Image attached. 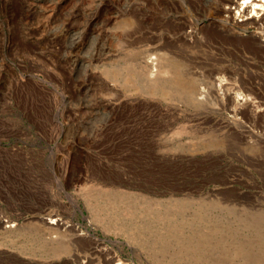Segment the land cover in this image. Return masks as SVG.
<instances>
[{
	"label": "rangeland",
	"instance_id": "1",
	"mask_svg": "<svg viewBox=\"0 0 264 264\" xmlns=\"http://www.w3.org/2000/svg\"><path fill=\"white\" fill-rule=\"evenodd\" d=\"M214 1L163 4V11L171 5L178 15L174 31L185 27L187 16L193 22L198 18L200 33L206 35L191 42L171 41L168 50L197 82L213 80L221 70L224 81L236 79L260 100L264 48L251 33L255 27L239 33L228 30L222 20L216 26L207 17L215 11ZM15 2L0 0L1 211L23 227L39 214H58L84 232L65 230L69 240L57 252L36 233L15 234L12 240L2 234L0 264H228L233 256L235 262H250L249 256L240 259L264 233V145L228 151L224 146L232 138L218 124L228 119L225 109H205L173 89L168 97L152 94L134 81L129 55L146 76L160 67L158 62L156 69L148 68L139 58L143 51H154L155 0H66L61 7L56 0H23L17 10ZM74 7L81 11L80 22L93 17L83 38L86 52L123 53L94 61L93 76L100 80L90 89L81 86L85 68H79L75 87L68 92L72 101L109 99L112 105L89 109L83 121L69 123L62 112L63 88L51 77V66L46 68L42 50L24 49L22 42L35 40L44 46V33L60 29ZM243 116L264 129L263 111L245 108ZM58 179L69 183L66 190ZM115 188L128 192L130 202L110 198L106 191ZM76 236L89 239L78 241ZM239 245L245 250L237 249ZM226 254L230 261L223 260Z\"/></svg>",
	"mask_w": 264,
	"mask_h": 264
},
{
	"label": "bare ground",
	"instance_id": "2",
	"mask_svg": "<svg viewBox=\"0 0 264 264\" xmlns=\"http://www.w3.org/2000/svg\"><path fill=\"white\" fill-rule=\"evenodd\" d=\"M15 1H16L15 2L16 10H17L20 3L23 0H15ZM65 1L66 0H56L57 6L61 7ZM182 1L186 2V0H182ZM155 2H156V10H155L154 27H153L154 28V30H153V40H154L153 48H154L155 53L157 54L156 56L158 58V62H159L160 67H159V70L157 72H155L153 70H148L149 72H148V75L146 76L145 72L143 70V67L139 68L137 66V63L134 62V60H133L135 58H133V56L129 55L128 56L130 59L128 62L129 69H130L129 73L132 76V78L134 79V81L138 82V84L141 86V89H145V90L148 89V91L152 94L161 93V94H165L164 97H168L170 95V93L172 92V89H173V90L178 91V93L181 97H184L186 100L192 102L195 105L204 106L205 109H211V110L225 109L229 113L228 119L224 120L223 122H219L218 124L223 129V132H225V134H227L229 137L232 138V140H230L231 144L227 145V143H226L224 146V147H226V149L228 151H249L257 143L264 145V129L262 130L261 128L257 127L253 122L245 119V117L243 116V110L245 108L249 109L252 113H256V114L259 111L264 112V96L260 100L256 99V96H254L251 93V90H249L250 88L249 89L243 88L237 82L236 79L231 80V78H229L231 81L229 79H228L229 80L228 82L224 81L223 71L221 72V70L217 71V73L213 75V80H209V81L208 80H202L203 83L197 82V79H195V77L193 78L191 76H187V74L185 73L184 67H183V65H185V64L182 65V63L177 60L175 55L173 56L172 53L169 52V50H171V49L168 50V48L170 47V45L168 47V44L171 41L177 42V41L182 40V39H186V40L191 42L193 39H195V37H196V39H201L200 37L203 35V33L201 34L200 30H199V25L201 24V21L197 18V21L193 22V21H190L189 19L187 20V16H186L185 27L184 28L180 27L179 30L174 31V29L172 28V23L178 15L176 13H174V11L171 12L172 11L171 9H173V8H171L173 0H155ZM164 2H166V3H164ZM163 4H168V5L171 4V5L169 7L166 6L165 11H163L164 10ZM25 6H27V5H25ZM102 6H103V4L101 3L100 9L102 8ZM207 6H209V5H207ZM212 6L215 7V11L213 13H211V15L207 16L209 18L210 22L215 23L219 20H222L224 22L223 26H226V28L228 30L238 29L239 33L241 30H242L241 33H245L247 30H249L250 27H255V30L251 31V33L256 38V40L262 45V47L264 48V0H215L213 2ZM178 9L183 10L182 8H178ZM207 9H209V8L207 7ZM80 16H81L80 9H78V8L75 9V7H74V9L70 10L69 15L67 16V18L63 22L60 29L56 30L57 29L56 28L54 30H50V31L44 33L43 40L41 39V41H43L42 43L44 45L42 47H38L37 42L35 40H34V43H32L33 40H32V42H30V41L28 42V40L26 42H22L24 49L31 50L34 52H38V49L42 50L44 58H45L46 68L48 66H51V68H52V72L50 73L51 77L57 82V84L61 85V87L63 88L62 91H60L61 98L63 101L62 112H63V115L65 116L66 122H69V123L70 122L72 123V122H77V121L78 122L83 121V119L85 117V116H83V114H85V112H87L89 109L91 110L92 108H95V110H96V108L109 107L112 105V103L109 99L108 100L103 99L101 102L99 101L98 103L93 102L91 100H85V101L80 102V103H75L72 101L71 95L68 92L73 90V88L75 87V80L78 77L77 72H78L79 68L80 67L85 68V77H84V80H83L81 86L83 88L87 87L88 89H90L91 84H94V82L96 80H100L97 76H93L94 72L96 71L95 67H97V63H95L94 61L98 58H99L98 61L105 60L107 57H109L108 55L115 56V55H118V52H120V51L123 53V50H120V49H118V50H116V49L115 50H106V51H101L99 53H96L95 51L86 52L84 49L85 43H84L83 38H84L85 34L90 30V28L93 24V17H89V18L87 17L84 20V22H80V18H81ZM202 17H204V16H202ZM79 22L81 25L77 26L79 24ZM178 23H179V21H178ZM216 24L217 23H215V25ZM200 26H202V25H200ZM205 26L206 25H203V27H205ZM206 28H207V26H206ZM208 29H210V28H208ZM69 33H72V35L67 40L66 36ZM209 33H211V32H209ZM27 34H32V32L28 31ZM209 35H211V34H209ZM227 35H229V34H227ZM247 35H249V33H247ZM203 36L206 37V35H203ZM15 38L12 40H9L8 44L15 42ZM249 38H250V35H249ZM184 44L187 45V43H184ZM96 54L99 57H96L95 56ZM139 58H142V61H144L146 63L148 68L151 67V63H150L151 60L150 59L152 58V52H150L149 50L143 51L140 54ZM181 59H183V58H181ZM217 67H219V66H217ZM189 68H192V67H189ZM150 69H152V68H150ZM113 70H115V69H113ZM44 71H47V69H44ZM198 71H199V69H198ZM187 73H188V71H187ZM202 76H203V74H202ZM205 76L206 75H204L203 77H205ZM105 82H106V85L107 84H109V85L113 84L111 81H105ZM55 90H57V86L55 87ZM60 111H61V109L59 111L57 110L56 119L58 118V114L60 113ZM116 113H117V111H116ZM81 115H82V118L80 117ZM111 115L112 114H110L108 116V118H111L112 117ZM116 115H118V114H116ZM58 119H60V118H58ZM98 129L99 128H96V130H98ZM76 134L80 135V134H82V132L78 131ZM91 134H93V133H91ZM200 144H202V143H200ZM257 147L258 146H256V148ZM58 158H59V155H58ZM19 161H21V160H19ZM30 173H31V171H30ZM3 180H5V179H3ZM58 183L61 185V188L64 190L67 189V186L69 184V183L64 184V182H61L59 179H58ZM65 192H68L67 194L71 198L74 197L71 192H69V191H65ZM102 192H104V191H102ZM106 192H108V194H110V192H111L109 197L113 198L115 201L122 200L123 202H126V203L130 202L129 201V195H128L129 193L126 191L115 188V190H112V191L108 190ZM168 207H169V205H168ZM210 207H211V205H210ZM17 214L21 216L20 212H18V211H17ZM39 215L37 216L38 217L37 220L32 221V223H30V224L26 223L27 225L25 227H23L16 220H13V219H10L9 217L7 218L6 216H4V214L1 211V207H0V236L2 234H4V236L2 235V237L4 239H11L12 240V238L15 236V234L19 235L22 233H24V234L25 233H32V234L36 233V234L40 235V238L42 239L43 242L48 241L47 245L49 248L54 246V249H56V251H54V252H57V250H63V248H66L65 247V245H66L65 239L69 240L68 237L66 238V234L64 232L65 230H68V229L69 230H78L79 231L78 234L84 232L83 229L70 218H65V217H62L58 214H54V213L52 214L49 212L44 213L43 215H40V216ZM154 215H155V213H154ZM262 216H264V215H262ZM262 216L260 215V217H262ZM205 219H207V218H205ZM253 220H257V219L253 218ZM242 226H241V228H242ZM256 228H258V227H256ZM151 230L152 229H150V231ZM208 233H209V231H208ZM87 234H89V233H87ZM172 234H174V233H172ZM205 234H206V232H205ZM261 234H262L261 237L256 239L257 244L250 242L251 243L250 247L253 246V248L250 251L248 250V254L247 255L244 254L240 259V260H244L246 258L245 256H249V258L251 260L250 262L249 261L235 262V260H233V257H235V256H233L232 258L230 257L232 262H229V263L230 264H264V233H261ZM7 235H9V238ZM171 236H173V235H171ZM76 239L78 241H84V240L86 241V239H89V238L88 237L87 238L80 237V236L77 238V236H76ZM173 241H175V240L173 239ZM87 243H86V245H87ZM175 243H174V245H175ZM83 244H84V242H83ZM220 244H223V242H221ZM157 245H159V244H157ZM171 245H173V244H171ZM217 245H218V243H217ZM93 246H96V245H93ZM167 246H169V245H167ZM232 247H234V246H232ZM237 249H239L241 251L245 250V248L242 246L240 247V245L238 246ZM38 250H40V249H38ZM179 250H178V252H179ZM224 250H225V248H224ZM183 253L185 254V251H183ZM215 255H216V252H215ZM233 255H235V253ZM181 256H182V254H181ZM181 256H180V258H181ZM191 257H192V255H191ZM182 258H184V257H182ZM203 258H204V256L202 257V259ZM213 259L214 258H212V260ZM228 259H229V257L226 254L225 257H223V260L230 261V259L229 260ZM121 263L122 262H118V264H121ZM218 263H219V261H218ZM45 264H48V263H45ZM124 264H126V263L124 262Z\"/></svg>",
	"mask_w": 264,
	"mask_h": 264
},
{
	"label": "built area",
	"instance_id": "3",
	"mask_svg": "<svg viewBox=\"0 0 264 264\" xmlns=\"http://www.w3.org/2000/svg\"><path fill=\"white\" fill-rule=\"evenodd\" d=\"M157 54L155 53V51L152 52V58L150 59V63H151V67L153 69H156V66L158 64V58L156 56Z\"/></svg>",
	"mask_w": 264,
	"mask_h": 264
}]
</instances>
